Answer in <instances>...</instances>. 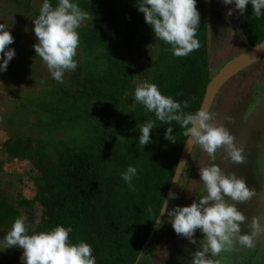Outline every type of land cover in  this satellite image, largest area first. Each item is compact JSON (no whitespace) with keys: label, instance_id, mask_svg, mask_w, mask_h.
Returning <instances> with one entry per match:
<instances>
[{"label":"trees","instance_id":"trees-1","mask_svg":"<svg viewBox=\"0 0 264 264\" xmlns=\"http://www.w3.org/2000/svg\"><path fill=\"white\" fill-rule=\"evenodd\" d=\"M10 1L22 12H15L17 26L22 15L35 20L43 4V0H36L35 8L31 4L24 8L19 0ZM75 2L90 17L78 29L80 44L74 57L77 88L65 89L55 81L52 92H45L47 101L24 97L35 104V110L29 111L36 116L35 127L46 131L47 138H8L2 143V153L8 161L30 166L33 190L24 204L39 209L40 221L27 231L29 235L58 225L70 226V242L90 244L96 264H148L169 225L166 214L163 226L144 250L143 246L159 218L188 137L175 121L162 124L154 113L146 112L135 101L134 92L145 81L155 83L163 95L182 105L188 101L185 113L194 114L201 108L215 76L209 66L205 1L197 2L200 48L183 57L174 56L170 45L154 37L143 13L137 10L136 0ZM51 3L55 7L57 0ZM247 9L239 30L245 42L255 47L264 40V17L257 19L250 4ZM12 33L14 42L22 45L16 38L17 29ZM16 61L14 57L9 62L8 72H13ZM148 120H154L157 127L151 133L153 143L143 148L139 125ZM167 127L173 128L177 143L164 139ZM61 130L74 132L77 143L63 146L56 138ZM190 157L175 190L178 197ZM129 165L138 170L134 190L121 178ZM177 202L171 199L169 209ZM19 217V212L0 200V227H12Z\"/></svg>","mask_w":264,"mask_h":264},{"label":"clouds","instance_id":"clouds-1","mask_svg":"<svg viewBox=\"0 0 264 264\" xmlns=\"http://www.w3.org/2000/svg\"><path fill=\"white\" fill-rule=\"evenodd\" d=\"M197 2L198 0H136V7L143 13L145 23L152 29L154 37L170 45L169 50L174 56L183 57L200 48L197 32L201 16ZM222 3L226 6L234 5L241 15L248 10L247 6L250 4L257 19L264 17V0H222ZM233 11L229 8L227 16H232ZM89 19V14L75 0H57L55 7L51 0H43L39 15L33 20L37 38L33 45L34 51L58 83H63L65 71H74L78 67L74 60L80 44L78 29ZM13 43L14 37L10 30L0 23V72L7 71L9 62L16 55L15 49L8 48ZM257 50H264V45H260ZM134 98L144 106L146 112L154 113L156 120L162 124L170 125L173 121L178 123L185 129L183 134L188 137L191 146L199 145L213 162L210 166L199 169L204 195L190 205H176L171 209L168 201L163 198V205L159 210V217L166 214L169 221L167 223L171 224L175 233L187 238L190 243H197V230L202 234L197 251L192 253L191 264H220L214 258L224 251L232 250L237 244L251 248L254 237L264 232V225L260 218H253L251 234H241V225L245 223L246 217L236 204L249 200L254 192L249 190L242 178H238L235 173H227L215 163L219 149H223L225 159L234 163H242L245 159L243 148L235 143L228 128L214 123L215 113L206 107H201L194 114L185 113L188 101H184L182 105L172 97L163 95L155 83L145 81L137 85ZM139 127V144L144 148L153 143L151 133L157 126L154 120H148ZM173 131L172 127H167L164 139L175 144L177 142ZM189 143L187 147L190 153ZM185 165L187 161H181L180 169ZM137 175V168L129 165L121 173V178L134 190L133 179ZM178 175L177 173L172 182L178 184ZM169 199H178V195L170 192ZM229 200L235 203H230ZM164 222L157 219L156 230ZM26 225V216L17 218L11 230L0 239L6 242L8 248L15 246L23 250L21 264H96L90 244L85 241L75 244L70 242V233L73 231L70 226L58 225L50 231L29 235Z\"/></svg>","mask_w":264,"mask_h":264},{"label":"rangeland","instance_id":"rangeland-1","mask_svg":"<svg viewBox=\"0 0 264 264\" xmlns=\"http://www.w3.org/2000/svg\"><path fill=\"white\" fill-rule=\"evenodd\" d=\"M15 1L18 2V0ZM19 1L18 4H23L22 7L26 4H31L32 8L36 7V0ZM204 1L208 18L209 66L214 76L225 64L245 52L249 45L239 30L242 15L239 10H235L234 5L226 6L222 0H211L210 3L208 0ZM18 8L15 2L0 0V23L4 24L12 35L13 30L17 29L16 38L23 47L25 46L19 48L22 45L18 42L8 46L15 49L16 54L19 52L20 54L15 55L17 61L11 68L13 72L5 71L6 75L0 76V172L24 174L21 192L29 198L30 191L33 190L31 179L28 177L30 166L27 163L8 161L2 153V143L16 136L30 138L33 141H37L38 138H47L46 131L35 127L36 116L29 111L35 110V104L24 101L23 98L30 96L47 101L49 97L45 92H52L55 80L46 64L34 51L33 45L37 42V38L33 30V18L28 19L22 15L23 20L18 26L15 24L19 20L15 12L22 14ZM229 8L234 10L230 17L227 16ZM8 65L10 66V63ZM75 73V70L65 71L63 83H61L65 89L73 91L77 88ZM262 84H264V57L228 80L216 95L210 108V111L215 113L214 123L223 124L234 136L235 143L239 147L253 152V154L246 153L244 159L246 164L239 172L234 170L236 169L234 165L237 163L234 164L231 160H228V164L226 160V165L224 164L225 167H223L227 173H235L238 178H242L249 190L254 192L249 200L236 204L238 210L246 217L245 223L241 225V234H251L253 218H260L264 225V146L260 148L263 142L256 137L258 130L264 126V120L260 112L255 110V113L252 111L250 114L248 110L252 100L258 96ZM263 111L264 109L261 112ZM244 117L248 118L246 123H244ZM56 138L63 142V146L77 143L74 132L69 130L57 131ZM223 153V149H219L216 157H220ZM190 159L179 188L177 205L180 206L190 205L199 196L205 194L202 190L203 183L200 180L199 169L213 163L199 145L194 146ZM260 173H263V179L259 178L262 180V185H258L255 180L256 174ZM229 202L235 203L231 200ZM195 239L196 244L190 243L187 238L176 234L169 223L148 264H191L192 253L197 251L202 239L200 233L195 234ZM261 243H264V232L255 236L253 240V245ZM241 247L243 246L237 244L232 250L224 251L214 259L219 260L220 264H259V257L256 254L241 251ZM2 254L0 244V255ZM21 255L18 256L20 262ZM0 264H2L1 260Z\"/></svg>","mask_w":264,"mask_h":264},{"label":"flooded vegetation","instance_id":"flooded-vegetation-1","mask_svg":"<svg viewBox=\"0 0 264 264\" xmlns=\"http://www.w3.org/2000/svg\"><path fill=\"white\" fill-rule=\"evenodd\" d=\"M263 85V84H262ZM263 87V86H262ZM261 87V92L259 91L258 96L255 97L250 106V114L253 111L255 113V110L261 113V118L264 120V111L261 112L264 109V89ZM248 118L244 117V123H246V120ZM257 138H260V141L263 142V144L260 145L264 146V126H262L258 132H257ZM259 148V147H258ZM247 154H253L252 151H246L244 149L243 156L246 157ZM262 155L260 156V158ZM264 158V157H263ZM226 160L228 164V160L224 158V153L220 155V157H217V162H215L217 165H219L222 169L224 164L226 165ZM235 164V163H234ZM246 164L245 160L242 163L235 164L234 169L236 172H239V170L243 167V165ZM258 185H262V180H259V178L263 179V173L256 174ZM21 176L17 174L16 172H13L11 174L0 172V200H4L8 206H11L13 210L16 212H19L20 217L26 216L27 220V231L30 229L35 228L36 223L35 221H40V212L38 208L27 207L26 204H24V199L26 200V196L24 197V194L21 192L22 185H24V179L20 178ZM259 180V182H258ZM11 230V226L8 227H0V239H3V237L6 235L7 231ZM200 231L197 230L196 234H199ZM201 238L202 234L200 233ZM0 244L3 250V254L0 255V260L2 264H21L20 260H18V256L21 255L22 249H19L15 246L8 248V245H6V242L3 240H0ZM196 247V245H193ZM241 251H249L253 252L259 257V264H264V243H261L260 245H253L251 248H248L246 246H243L240 248Z\"/></svg>","mask_w":264,"mask_h":264},{"label":"water","instance_id":"water-1","mask_svg":"<svg viewBox=\"0 0 264 264\" xmlns=\"http://www.w3.org/2000/svg\"><path fill=\"white\" fill-rule=\"evenodd\" d=\"M260 45H264V40L259 45L255 46V47H252L249 45L248 49L245 52H243L239 56H237L234 59H232L231 61H229L227 64H225L218 71V73L212 78L210 84L208 85V87L206 89V93H205L204 100H203L201 107H206L210 111V108L214 102L216 95L218 94L220 89L224 86V84L228 80L233 78L235 75H237L239 72H241L242 70L246 69L247 67H249L250 65H252L256 61H258L259 59L264 57V50H257V48ZM188 143H189V141L187 139L185 147H184L183 152H182V155L180 157L178 166L176 168V172H175L174 177H173V179H174L177 177V173L179 174L178 175V183L180 180V176L184 170V168L180 169L179 165H180L181 161H188L190 153L192 152V150L195 146V145L191 146V144L189 143V147L191 146L190 153H189V150L187 147ZM177 186H178L177 183H175V182L171 183V186H170V188L167 192L166 198H165L168 201V206H169V203L171 201V199H169V193L175 192ZM164 216L159 217L158 219L160 221H162ZM155 231H156V224L154 225L152 231L150 232V235H149L146 243L143 246V250L149 244V242L152 239ZM140 256H141V254L138 256L137 261L139 260Z\"/></svg>","mask_w":264,"mask_h":264}]
</instances>
